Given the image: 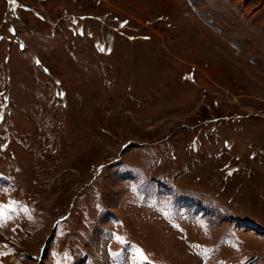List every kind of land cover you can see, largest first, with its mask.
<instances>
[{
  "label": "rangeland",
  "instance_id": "1",
  "mask_svg": "<svg viewBox=\"0 0 264 264\" xmlns=\"http://www.w3.org/2000/svg\"><path fill=\"white\" fill-rule=\"evenodd\" d=\"M0 202V264H264V0H0Z\"/></svg>",
  "mask_w": 264,
  "mask_h": 264
}]
</instances>
